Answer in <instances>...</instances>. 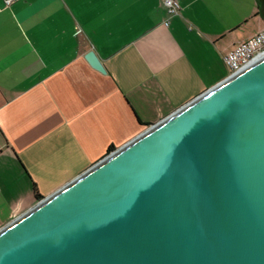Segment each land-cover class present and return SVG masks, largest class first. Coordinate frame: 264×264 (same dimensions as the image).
Returning a JSON list of instances; mask_svg holds the SVG:
<instances>
[{
    "label": "crops",
    "instance_id": "0c3cea01",
    "mask_svg": "<svg viewBox=\"0 0 264 264\" xmlns=\"http://www.w3.org/2000/svg\"><path fill=\"white\" fill-rule=\"evenodd\" d=\"M176 1L0 0V229L223 82L264 29L256 0Z\"/></svg>",
    "mask_w": 264,
    "mask_h": 264
},
{
    "label": "water",
    "instance_id": "95a60500",
    "mask_svg": "<svg viewBox=\"0 0 264 264\" xmlns=\"http://www.w3.org/2000/svg\"><path fill=\"white\" fill-rule=\"evenodd\" d=\"M0 264H264V56L0 229Z\"/></svg>",
    "mask_w": 264,
    "mask_h": 264
},
{
    "label": "built area",
    "instance_id": "2783aa9c",
    "mask_svg": "<svg viewBox=\"0 0 264 264\" xmlns=\"http://www.w3.org/2000/svg\"><path fill=\"white\" fill-rule=\"evenodd\" d=\"M21 0H3L6 8H9L16 2ZM168 17L177 16L180 12L179 3L176 0H161ZM164 26H168L165 21ZM264 56V29L246 42L236 45L232 50L228 51L224 58V64L227 67L230 76H233L246 69L256 60Z\"/></svg>",
    "mask_w": 264,
    "mask_h": 264
},
{
    "label": "trees",
    "instance_id": "16d2710c",
    "mask_svg": "<svg viewBox=\"0 0 264 264\" xmlns=\"http://www.w3.org/2000/svg\"><path fill=\"white\" fill-rule=\"evenodd\" d=\"M257 1V7H258V13L257 16L262 20L264 23V0H256ZM113 151L112 148L108 150V154Z\"/></svg>",
    "mask_w": 264,
    "mask_h": 264
}]
</instances>
